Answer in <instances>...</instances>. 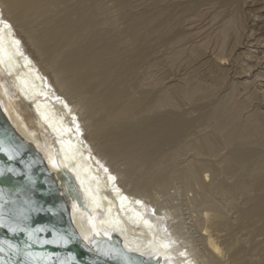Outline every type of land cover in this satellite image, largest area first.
<instances>
[{
	"label": "bare ground",
	"instance_id": "obj_1",
	"mask_svg": "<svg viewBox=\"0 0 264 264\" xmlns=\"http://www.w3.org/2000/svg\"><path fill=\"white\" fill-rule=\"evenodd\" d=\"M255 2L0 0V111L41 154L91 247L112 249L114 231L158 264H264V113L255 93L233 99L234 80L215 97L222 53L264 52ZM180 61L186 78L174 80Z\"/></svg>",
	"mask_w": 264,
	"mask_h": 264
},
{
	"label": "water",
	"instance_id": "obj_2",
	"mask_svg": "<svg viewBox=\"0 0 264 264\" xmlns=\"http://www.w3.org/2000/svg\"><path fill=\"white\" fill-rule=\"evenodd\" d=\"M0 149V264L159 263L158 258L127 251L114 231L112 249L103 240L91 247L70 221L41 154L14 131L1 111ZM62 175L75 191L71 175Z\"/></svg>",
	"mask_w": 264,
	"mask_h": 264
},
{
	"label": "rangeland",
	"instance_id": "obj_3",
	"mask_svg": "<svg viewBox=\"0 0 264 264\" xmlns=\"http://www.w3.org/2000/svg\"><path fill=\"white\" fill-rule=\"evenodd\" d=\"M256 1H257V3L255 2V4L253 5V7L251 9L252 11L250 12V14H253L252 16H254V15L258 16V15L264 13V0H259V3L261 5L258 3V0H256ZM221 17H218L217 20L221 19ZM261 23L262 22H259V24L254 27L255 39L253 38V42L255 44H257L258 42H260L262 40L260 42L262 44L259 43L257 45H260V47L261 46L264 47V25H262L263 23L262 24ZM256 36H257V38H256ZM193 37L195 39V41L193 43L194 45H198L201 42H203V40L201 39L200 33L193 35ZM217 44H218V41H216L215 39L209 43L210 47L208 46V50H205V51H207V54H209V55L205 54L207 56L206 58L214 59L215 54L219 53V52H214V54H213V52L211 51V50H214L213 48H215ZM240 52H242L243 55H240V54H242ZM260 52L258 51V53L257 52L255 54L253 53L254 55L252 56L251 54L246 53L244 48H239L236 50L235 53L229 52V51L222 53L221 55H223V57H224L223 59L226 62L225 71L226 70L227 71H226V76L224 77L222 84L216 90L215 97H217V96L220 97L223 94L228 93L230 88H231L232 81L234 80L237 83V85L235 87L236 89L232 90L233 99L236 101V100H239V99L246 97L247 93H249V92L255 93L256 96L253 98V100L251 101L250 104L253 107H257L259 110H261L264 113V97L262 98V95L264 92V52H262V54ZM244 54L246 56H244ZM255 56H257V57H255ZM196 63L197 62L195 61V64ZM186 72L187 71H185V67L183 66V61L182 62L180 61L173 68L172 78L174 80L186 78L185 77ZM243 79L245 81H242ZM211 82H212V80H211ZM205 84L206 85L208 84V85L206 86ZM212 84H213V82H212ZM202 85L203 86L205 85L204 89L207 91H211L214 88L210 84V80H208V79H205V82L202 83ZM259 90H260V92H258ZM256 92H258V93H256ZM257 94L259 95V97L257 96ZM215 97L213 96V99ZM210 101L211 100H209L208 98L202 97V99L198 102H199V104L202 105L203 108H205V107H207V104ZM237 110L240 112V115H238L239 116L238 118H240L241 121H239V122H240V125H242V124H244L243 120L246 119V113H245L246 111L239 110L237 108L236 111L230 110L229 114H235L238 112ZM193 113H194V115H196L197 112H193ZM209 123L213 124L212 121H210ZM253 147H256V146H253ZM174 184H172V186H175ZM173 190L174 189L172 188L170 191L172 192ZM189 195H191V192ZM224 211L226 212V210H224ZM228 215H229V223H228L229 229L228 230H230L234 234V236L241 238L242 233H244V231L246 232V229L243 228L244 223L242 222V219L233 220V218L230 217L231 212H228ZM243 220L245 221V218H243ZM240 241H241V239H240ZM240 244L241 245H249V244L243 243L242 241L240 242Z\"/></svg>",
	"mask_w": 264,
	"mask_h": 264
},
{
	"label": "snow or ice",
	"instance_id": "obj_4",
	"mask_svg": "<svg viewBox=\"0 0 264 264\" xmlns=\"http://www.w3.org/2000/svg\"><path fill=\"white\" fill-rule=\"evenodd\" d=\"M3 149H0V151H2Z\"/></svg>",
	"mask_w": 264,
	"mask_h": 264
}]
</instances>
